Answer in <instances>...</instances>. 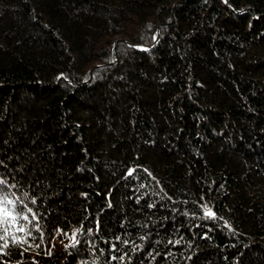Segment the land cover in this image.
<instances>
[{"label":"trees","instance_id":"1","mask_svg":"<svg viewBox=\"0 0 264 264\" xmlns=\"http://www.w3.org/2000/svg\"><path fill=\"white\" fill-rule=\"evenodd\" d=\"M0 181V264H264V0H0Z\"/></svg>","mask_w":264,"mask_h":264},{"label":"snow or ice","instance_id":"2","mask_svg":"<svg viewBox=\"0 0 264 264\" xmlns=\"http://www.w3.org/2000/svg\"><path fill=\"white\" fill-rule=\"evenodd\" d=\"M0 183H3L0 181ZM35 201H33L34 203ZM17 203V201L8 199L6 196H4L2 193H0V232L3 234H0V240L4 241L3 248L8 247V237L11 236L12 243L14 244H23L27 241L20 236L14 235L10 230L14 229L15 232L18 233H24L28 236L31 235V231L29 229L21 224V221L29 222V216L23 215L21 216L18 212H16L14 205ZM28 212H31V209H28ZM206 216H212L214 215L211 210L205 211ZM32 219H36V217L33 215ZM39 228L37 227V231ZM39 245H37L38 247Z\"/></svg>","mask_w":264,"mask_h":264}]
</instances>
